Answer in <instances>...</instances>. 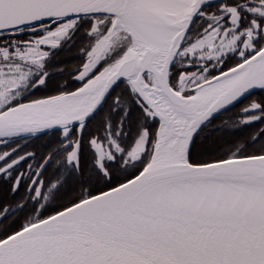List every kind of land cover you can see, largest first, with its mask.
I'll return each instance as SVG.
<instances>
[{
  "label": "snow or ice",
  "instance_id": "1",
  "mask_svg": "<svg viewBox=\"0 0 264 264\" xmlns=\"http://www.w3.org/2000/svg\"><path fill=\"white\" fill-rule=\"evenodd\" d=\"M0 264H264V0H0Z\"/></svg>",
  "mask_w": 264,
  "mask_h": 264
}]
</instances>
